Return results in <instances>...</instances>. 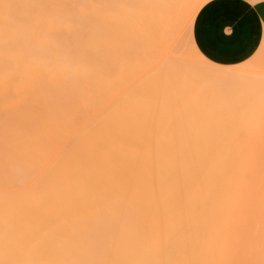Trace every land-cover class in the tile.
I'll list each match as a JSON object with an SVG mask.
<instances>
[{
    "label": "bare ground",
    "instance_id": "1",
    "mask_svg": "<svg viewBox=\"0 0 264 264\" xmlns=\"http://www.w3.org/2000/svg\"><path fill=\"white\" fill-rule=\"evenodd\" d=\"M185 1L0 0V264L262 261L263 161L249 203L217 176V76L144 53Z\"/></svg>",
    "mask_w": 264,
    "mask_h": 264
},
{
    "label": "rangeland",
    "instance_id": "2",
    "mask_svg": "<svg viewBox=\"0 0 264 264\" xmlns=\"http://www.w3.org/2000/svg\"><path fill=\"white\" fill-rule=\"evenodd\" d=\"M171 1H173V0H171ZM212 1L213 0H186L185 1L186 4L184 3V5L187 6V2L190 3L191 9L189 11H187L186 8L183 7L184 5H182V12L184 13V9H185L188 12V14L186 13L187 17L185 16V18H184L185 22L183 21L182 25L178 26L179 30H177V31L180 35H178V33L176 35V33H175V37H174L173 33L175 32L176 28L173 25H171V28H169V32L171 33V34L168 33V40H169L168 43L171 42V43H169L170 47L168 46V50L170 51L169 53H168V50L166 49L165 41L161 37H159V35L156 33V31L150 25H149L148 31L146 32L145 39H143V45L142 46H143L145 55L149 59L164 60V59H172V58L175 59L177 57H180V58L182 57L183 59H185V61L189 62V63H187L184 61L186 65L187 64L189 65V67H190V65H192V66H194V68L196 67L197 69H200V71H202V70H203V72H205V70H206V72L209 71L212 73L213 78H214V76L215 77L217 76L216 79L215 78L213 79V80H215V82H214L215 87L217 86L216 88H218V87L220 88V91H218L219 88L216 90L217 93H216L215 97H217V98L215 99V97H214V102L216 101V103H217L214 105H218V106H216L217 108L216 107L214 108L215 109V116L214 117L215 118L217 117V119H213V121L214 120L216 121V123H215V121H214V123L216 126L215 130H217V132L215 131L216 137H217L215 148L218 147L216 149V153L218 150H220V151H218V153L221 156L223 155V157H219V155H217L218 154L217 153L216 157L218 156L220 159L217 157L216 162L219 164V162L222 161V158H223L222 162L224 163L223 164L222 162H220V164H219L220 169L218 170L220 174L217 172V176H219L221 178L222 172L224 170V165H225V167H228V165L231 164L229 166L230 168L228 167V171H229L228 174L230 175V172L234 171L233 174H231V176L234 175V173L236 174V175H234L235 184L237 185V187L241 185V188H242L241 193L243 194V197L245 199L244 202L249 203L250 198H251L253 193L249 194L250 191L246 190V187L243 188V185L247 184L246 185L247 188H249L251 190V187H248V186L253 184V188H254V182H259V179L261 178V175H262V174L261 175L259 174L260 177L258 176L259 179L257 181V178H256L257 173L255 174L254 169H252V167L254 166L253 162H255L254 160L257 159L256 161H258L257 163L255 162V166H257V164L259 165L260 162L262 163V161H263V163L260 164L259 167L257 166V168H258V170L263 168V170L261 169L262 172H259V173L264 172V166H263L264 165V160H263L264 159V150H263L264 149V147H263L264 146V141H263L264 139L262 140V138H264V41L262 42V45H261L262 47L260 49H258L257 51L253 52L255 54H253V56L251 58H249L243 62L237 63V64H231L230 62H228V60H227V59H229L228 56L221 55L220 53H218L217 51L212 49L211 48L212 46H210V44L208 42L204 43V36L202 35V33L204 34V32H210L211 31L212 23H210V20L212 22H215V20H213L212 18L218 17L217 15H224L223 10H225V9H222L221 7H219L216 3L212 2ZM225 11H228V10H225ZM186 21H188V22H186ZM202 21H203V23H202ZM172 26L175 28L174 31H173ZM181 27H183V31H181L182 30ZM170 29L172 31H170ZM200 32H201V34H200ZM169 36H170V38H169ZM178 36H181V37H178ZM173 37H174V39H173ZM177 38L178 39L180 38L178 40L179 41L178 44H177V42H178ZM201 40H202V42H201ZM210 42L212 43V41H210ZM174 44L175 45L177 44L176 45L177 48L175 46L173 47ZM171 49H174V50H171ZM200 57H202V58H200ZM220 78H222V79H220ZM217 79L219 81H217ZM220 80H221V82H220ZM222 80L225 82V84H224V82L222 83ZM228 80L230 82H227ZM219 82L222 83L223 85L222 84L220 85ZM237 85H239V86H237ZM240 86H242V87H240ZM220 95H222V96L220 97ZM222 97L224 98V100H222L223 99ZM218 98H220L221 102H219L220 100H217ZM223 102H225L227 105H225V103H223ZM228 107H229V110H228ZM231 108H232V110H231ZM219 109H225V110H222V112H224V113L222 114L221 111H219ZM227 111L229 114H227ZM216 114H218L219 117L216 116ZM223 115H224V117H223ZM230 115H232V116H230ZM225 116L227 117V119ZM229 118H230V121L228 120ZM218 119H220V120H218ZM249 119H252L254 122L252 120L249 121ZM225 120L226 121L228 120V122H226ZM245 120H246V122H245ZM219 121H221V122H219ZM235 123H236V125H235ZM243 123H244V125H240ZM218 125H219V127H217ZM227 126H229V128H227ZM222 128H224V130ZM225 128L228 129V131L226 130V133H225ZM231 131H233V132H231ZM237 132L238 133L240 132L239 136H237ZM242 132H244V133H242ZM230 133H232V135ZM223 134H225V135H223ZM228 134H229V137H228ZM256 134H257V136H256ZM220 135H221V137H220ZM218 138H219V140H218ZM225 138H226V140H225ZM220 143H222V144L224 143L223 147H220V146H222V144H220ZM228 143H229V145H227ZM224 146H225V148H224ZM228 146L230 147V149H227V148H229ZM221 148H223V150H222L223 153L228 154L227 156H224V154L221 152ZM257 148L258 149L263 148L262 150L260 149V151H262V155H263V157L261 156L262 158L261 157L258 158L259 155H257V154L260 151L257 152L256 151V150H258ZM224 149L227 152H224ZM238 150L241 151L244 155L240 154L241 152L239 153ZM237 152H238V155H236ZM251 153L253 154V156ZM246 154H247V156H245ZM254 154H256L257 157L256 156L254 157ZM259 154H261V153H259ZM240 155L242 156V158ZM238 156L240 157V159ZM225 157H226V160L224 159ZM244 157H245V159L247 158V160H245ZM251 157L253 159L254 158H256V159L253 160V159H251ZM217 159H218V161L219 160L220 161L218 162ZM250 159L253 161H249ZM232 160H234V161H232ZM236 160H237V162H235ZM240 160L245 163V167L247 164L249 169H250V166L253 164V166H251L252 171L246 170L247 173H245V169H248V167L244 168V163L243 162L241 163ZM226 161L228 162L227 163L228 165L226 164ZM231 161L234 164L233 166H232ZM235 163H237V164H235ZM232 167H233V169H231ZM235 167L236 168L239 167V169H236ZM254 168H255V171L258 172L256 170V167H254ZM217 169H218V165H216V170ZM230 170H232V171H230ZM236 170H240V171H236ZM250 172H251L252 176L254 174L252 183L250 182L251 181L250 177H252ZM234 177L228 176V178H231V179L233 178L232 179L233 185H234ZM231 179H229V180L231 181ZM261 179H263V178H261ZM246 180H248L249 182L246 183L247 182ZM244 182H245V184H244ZM249 183H251V184H249ZM258 184H260V183H258ZM236 185H234V190H237V188H235ZM255 185H256V183H255ZM263 185L262 186L259 185V186L263 187ZM260 187H259V189H260ZM257 190H258V188H257ZM253 191L254 190L252 189V192ZM255 192H257V191L255 190L254 193ZM259 194L262 196V198H264L263 197L264 191H263V194H262V192H259ZM257 196H258V194H257ZM248 197H249V201H248ZM256 199L257 198L255 196V198H253L251 200V203L254 204ZM221 254H222V250L220 248H218V250L216 252V256H215L216 264H226V263L227 264H234V258L233 257L227 256L225 258V257H223V254L222 255ZM262 255H263L262 256L263 258H261L263 261V262L261 261L262 263L260 261L259 262H257V261L253 262L252 260L250 262V259H246V260H244V263H241V264H263L264 263V250H263ZM225 260L226 261L228 260V261L226 262ZM230 260L231 261L233 260V261L231 262ZM222 261H223V263H222Z\"/></svg>",
    "mask_w": 264,
    "mask_h": 264
},
{
    "label": "crops",
    "instance_id": "3",
    "mask_svg": "<svg viewBox=\"0 0 264 264\" xmlns=\"http://www.w3.org/2000/svg\"><path fill=\"white\" fill-rule=\"evenodd\" d=\"M212 2L228 11L223 10L224 15L212 18L215 22L210 20L211 31L202 33L204 43L208 42L212 49L228 56L227 60L231 64L251 58L255 54L253 52L260 49L264 41V0Z\"/></svg>",
    "mask_w": 264,
    "mask_h": 264
}]
</instances>
